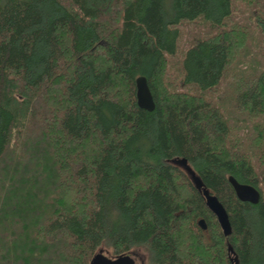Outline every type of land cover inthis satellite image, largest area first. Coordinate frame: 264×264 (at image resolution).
<instances>
[{
  "label": "trees",
  "instance_id": "16d2710c",
  "mask_svg": "<svg viewBox=\"0 0 264 264\" xmlns=\"http://www.w3.org/2000/svg\"><path fill=\"white\" fill-rule=\"evenodd\" d=\"M246 1L262 39L257 71L244 78L231 69L242 37L228 22L236 0H0V161L10 150L20 154L29 132L48 121L51 93L62 104L65 139L93 148L68 168L76 205L54 192L39 226L23 218L17 228L2 225L0 264H89L100 248L111 256L142 248L146 264H232L233 256L264 264V4ZM197 19L217 33L191 40L181 54L180 86L195 92L167 89L162 76L177 53L178 24ZM139 75L152 111L137 106ZM223 85L225 92L236 85L234 107L256 118L245 123L254 153L221 105L205 99ZM175 157L186 158L227 208L231 236L169 161ZM230 175L256 186L260 202L240 201Z\"/></svg>",
  "mask_w": 264,
  "mask_h": 264
},
{
  "label": "rangeland",
  "instance_id": "374dc122",
  "mask_svg": "<svg viewBox=\"0 0 264 264\" xmlns=\"http://www.w3.org/2000/svg\"><path fill=\"white\" fill-rule=\"evenodd\" d=\"M254 2L257 1L254 0ZM263 4L264 0H259V5L254 4V6L259 7ZM252 9L253 7L249 6L248 1L236 0L235 13L228 21L229 23L234 22V24H237L239 27L237 36L240 34L242 36L238 38L237 42L241 46L234 53V63L231 69L238 71L239 75L244 78L257 71L256 62L261 59L260 46L262 36L261 32L256 28L252 18L253 15L250 18ZM226 27L228 29L231 28L230 24ZM178 28L177 53L167 57V65L162 79L167 89L193 93L195 92L193 88L180 86L181 54L191 40L213 36L217 33V30H211L206 22L199 19L191 22L184 21L180 25L178 24ZM249 63H252L253 69L249 72L242 71L248 69ZM236 68L241 70H236ZM235 87L236 85L230 86L225 92L226 86L223 85L218 89L207 92L205 99L213 105H221L219 106L225 113L227 120L232 122V130L240 138L239 141L245 142L244 148L254 153V144L248 140L250 128L248 125L245 126V123H251L253 126L256 118H251L239 106L237 108L234 107L237 103L235 100L237 89ZM113 92L117 93L114 89ZM233 93L234 96L232 97ZM49 102V105L46 106L48 107L47 113H45L48 121L44 124V121H42V125L29 132L22 142L20 154H15V151L10 150L9 153H4L0 161V216L12 215L9 219L7 217L0 220V230L3 229L2 225H7L10 229L17 228L16 225L19 224L18 221L22 218L39 226L42 223V220H40L41 215L39 217L36 216L40 214V209L44 213L52 210L53 204L51 200L54 192L56 196H62L60 198L61 201L65 198L64 200L67 201L65 204L67 205H76L77 203L80 195L79 189H76L77 183H74L73 173L71 172V175L69 172L73 170L68 168L73 162L86 160L93 149L92 144H89V146L80 145L77 142H70L65 139L59 125L62 104H58L59 100L55 98L53 93H51ZM257 120L260 121L262 118L260 117ZM242 127H245L246 131ZM19 155H21L20 158ZM254 161L257 162V159ZM261 164L262 162L259 159V166ZM62 166L64 168H61ZM260 177L259 186L264 193L263 176ZM19 187H22V189L18 190ZM75 197L76 199H72ZM4 203L5 207L2 208ZM48 203L52 204L50 208L47 207ZM6 219L7 221H5ZM105 250L107 249L105 248ZM108 254L110 255L109 252ZM131 254L137 258V263L140 260L146 261L147 254L142 248Z\"/></svg>",
  "mask_w": 264,
  "mask_h": 264
},
{
  "label": "water",
  "instance_id": "95a60500",
  "mask_svg": "<svg viewBox=\"0 0 264 264\" xmlns=\"http://www.w3.org/2000/svg\"><path fill=\"white\" fill-rule=\"evenodd\" d=\"M135 91L137 106L146 111H152L155 108V101L151 89L148 85L147 79L143 75L135 78ZM172 164L180 167L188 175L195 189L200 192L206 201V205L216 216L222 231L226 237L233 233V227L230 220L229 212L219 197L212 193L204 184L202 178L188 164L184 157H175L169 160ZM229 181L234 188L237 198L242 202H249L257 204L260 202L262 194L261 191L252 184L241 183L233 175L229 176ZM198 226L203 230L208 228L207 222L204 218L197 221ZM229 252L234 253L233 246L228 243ZM130 253L110 256L108 251L100 248L91 257L89 264H137ZM232 264H238L239 260L236 256L231 257Z\"/></svg>",
  "mask_w": 264,
  "mask_h": 264
},
{
  "label": "flooded vegetation",
  "instance_id": "af4514ba",
  "mask_svg": "<svg viewBox=\"0 0 264 264\" xmlns=\"http://www.w3.org/2000/svg\"><path fill=\"white\" fill-rule=\"evenodd\" d=\"M133 258H134L135 262L137 263V258L135 256H133ZM137 264H146V261L140 260V262Z\"/></svg>",
  "mask_w": 264,
  "mask_h": 264
}]
</instances>
